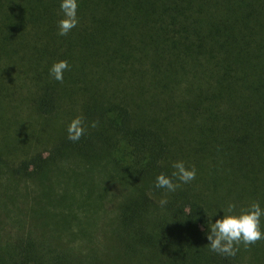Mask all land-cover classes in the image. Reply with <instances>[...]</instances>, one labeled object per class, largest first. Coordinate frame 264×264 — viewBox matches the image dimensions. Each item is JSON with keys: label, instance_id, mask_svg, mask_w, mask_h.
<instances>
[{"label": "trees", "instance_id": "16d2710c", "mask_svg": "<svg viewBox=\"0 0 264 264\" xmlns=\"http://www.w3.org/2000/svg\"><path fill=\"white\" fill-rule=\"evenodd\" d=\"M77 13L59 36L58 0H0V97L47 117L71 104L86 125L44 154L0 152V264H264V239L233 257L206 247L222 206L264 207V0ZM58 60L63 82L48 75ZM177 160L196 178L165 194L155 177Z\"/></svg>", "mask_w": 264, "mask_h": 264}, {"label": "clouds", "instance_id": "9594fccd", "mask_svg": "<svg viewBox=\"0 0 264 264\" xmlns=\"http://www.w3.org/2000/svg\"><path fill=\"white\" fill-rule=\"evenodd\" d=\"M59 14L61 18L57 21V35L66 36L79 22L78 4L79 0H58ZM67 60H58L51 64L48 75L51 79L63 82L64 73L69 69ZM96 127L93 121L90 125ZM67 139L78 141L86 132V125L82 117L77 116L70 121L66 129ZM173 171L170 175L161 172L155 177L154 187L163 190L165 194L174 193L181 185L189 184L196 178V168L186 166L182 160L174 161L171 165ZM168 203L166 195L159 200V205ZM223 215L216 218L214 213L207 220L206 244L210 252L233 257L240 246L244 248L264 239V228H262V218H264V207L259 201H251L247 206L238 207L233 202H228L226 207L220 209Z\"/></svg>", "mask_w": 264, "mask_h": 264}, {"label": "rangeland", "instance_id": "374dc122", "mask_svg": "<svg viewBox=\"0 0 264 264\" xmlns=\"http://www.w3.org/2000/svg\"><path fill=\"white\" fill-rule=\"evenodd\" d=\"M11 103L19 105L10 97H0V152L12 161L36 152L46 153L58 137L66 133L70 121L80 116L71 104L63 105L56 116L47 117L35 111L30 101H24L23 111ZM13 138L16 139L12 141ZM54 177L50 174V179Z\"/></svg>", "mask_w": 264, "mask_h": 264}]
</instances>
